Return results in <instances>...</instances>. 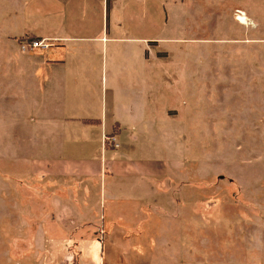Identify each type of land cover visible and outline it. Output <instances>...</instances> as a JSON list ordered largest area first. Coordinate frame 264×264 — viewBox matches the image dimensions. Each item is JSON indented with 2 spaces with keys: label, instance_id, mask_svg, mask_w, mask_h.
I'll return each mask as SVG.
<instances>
[{
  "label": "crops",
  "instance_id": "0c3cea01",
  "mask_svg": "<svg viewBox=\"0 0 264 264\" xmlns=\"http://www.w3.org/2000/svg\"><path fill=\"white\" fill-rule=\"evenodd\" d=\"M259 3L264 0L25 1L20 37L44 39L51 47L27 53L12 39L1 45L0 82L9 92L6 115L28 120L21 125L22 132L30 133L25 139L42 144L38 169L45 188L39 195L49 198L54 221L65 232L67 240L54 241L64 242L63 252L73 254L67 263L84 259L75 248L93 236L73 241L74 233L116 225L105 221L108 202L137 213L146 206L168 211L172 188L157 185L171 176L168 166L162 159L143 160L141 141L148 130L158 132L157 141L168 140L173 122L161 113L158 104L163 103L158 100L163 93V112L168 114V108L175 107L169 106L170 100L183 87L175 88L158 69L163 64L172 68L175 52L186 61L207 46L214 58L226 50L224 45L237 42L238 34L247 41L253 35V5ZM222 5L229 11H215ZM149 112L157 120H149ZM159 116L165 118V127ZM113 133L118 148L107 144ZM157 227L158 242L161 236L177 234L173 227ZM129 235L132 241L134 234ZM47 240L42 223L38 243L45 247ZM131 251L133 261L140 259Z\"/></svg>",
  "mask_w": 264,
  "mask_h": 264
},
{
  "label": "rangeland",
  "instance_id": "374dc122",
  "mask_svg": "<svg viewBox=\"0 0 264 264\" xmlns=\"http://www.w3.org/2000/svg\"><path fill=\"white\" fill-rule=\"evenodd\" d=\"M25 1L0 0V47L12 39L22 52L38 50H24L33 39L18 33ZM219 9L229 11L224 5ZM252 10L253 35L247 41L238 34V41L224 45L214 58L207 46L186 61L175 52L172 68L158 69L175 88L183 87L170 100L175 107L168 114L165 95L158 100L161 113L173 122L169 141H157L158 132L151 130L141 141L142 159H162L173 177L157 183L172 188L168 208L163 204L168 211L146 206L137 213L108 202L105 221L116 225L74 233L73 241L93 234L86 244H77L73 253L84 259L75 264H264V3ZM8 93L0 82V264H69L65 260L73 254L63 252L64 242L54 241L67 240L65 232L54 221L49 198L39 195L45 188L38 169L42 144L25 139L30 133L21 131L24 117L6 115ZM149 113V120H157ZM159 121L164 125L165 118ZM106 141L119 146L114 133ZM139 221L147 224L136 228ZM42 223L45 247L38 243ZM160 224L177 234L158 242L154 233ZM131 250L140 259L133 261Z\"/></svg>",
  "mask_w": 264,
  "mask_h": 264
},
{
  "label": "built area",
  "instance_id": "2783aa9c",
  "mask_svg": "<svg viewBox=\"0 0 264 264\" xmlns=\"http://www.w3.org/2000/svg\"><path fill=\"white\" fill-rule=\"evenodd\" d=\"M50 47H51V44L49 43V41L44 40V39L34 40L28 46H26V45H23L22 46V48L24 50H27L28 48H30V49H43V50H47Z\"/></svg>",
  "mask_w": 264,
  "mask_h": 264
},
{
  "label": "bare ground",
  "instance_id": "6f19581e",
  "mask_svg": "<svg viewBox=\"0 0 264 264\" xmlns=\"http://www.w3.org/2000/svg\"><path fill=\"white\" fill-rule=\"evenodd\" d=\"M245 20V19H244ZM245 22V21H244ZM245 24H246V22H245Z\"/></svg>",
  "mask_w": 264,
  "mask_h": 264
}]
</instances>
